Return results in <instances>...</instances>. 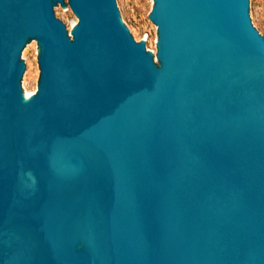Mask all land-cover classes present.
Wrapping results in <instances>:
<instances>
[{
  "label": "water",
  "instance_id": "1",
  "mask_svg": "<svg viewBox=\"0 0 264 264\" xmlns=\"http://www.w3.org/2000/svg\"><path fill=\"white\" fill-rule=\"evenodd\" d=\"M148 19L157 61L120 0H0V264H264L252 0Z\"/></svg>",
  "mask_w": 264,
  "mask_h": 264
},
{
  "label": "rangeland",
  "instance_id": "2",
  "mask_svg": "<svg viewBox=\"0 0 264 264\" xmlns=\"http://www.w3.org/2000/svg\"><path fill=\"white\" fill-rule=\"evenodd\" d=\"M122 23L134 34L136 42L144 41L146 48H150L154 58L157 49L156 26L148 19V15L153 6V0H120ZM252 22L264 38V1L252 0ZM38 46L37 43L25 52L23 63L25 65L26 91L35 92L39 69L37 63Z\"/></svg>",
  "mask_w": 264,
  "mask_h": 264
},
{
  "label": "bare ground",
  "instance_id": "3",
  "mask_svg": "<svg viewBox=\"0 0 264 264\" xmlns=\"http://www.w3.org/2000/svg\"><path fill=\"white\" fill-rule=\"evenodd\" d=\"M26 93H27V99H29L33 95L34 92H28V91H26Z\"/></svg>",
  "mask_w": 264,
  "mask_h": 264
},
{
  "label": "flooded vegetation",
  "instance_id": "4",
  "mask_svg": "<svg viewBox=\"0 0 264 264\" xmlns=\"http://www.w3.org/2000/svg\"><path fill=\"white\" fill-rule=\"evenodd\" d=\"M68 30V29H67ZM68 34H69V31H68Z\"/></svg>",
  "mask_w": 264,
  "mask_h": 264
}]
</instances>
